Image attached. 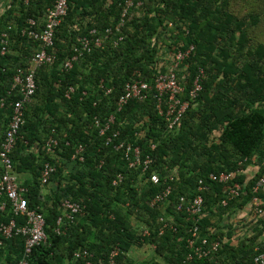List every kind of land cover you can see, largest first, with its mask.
<instances>
[{
	"label": "trees",
	"instance_id": "trees-1",
	"mask_svg": "<svg viewBox=\"0 0 264 264\" xmlns=\"http://www.w3.org/2000/svg\"><path fill=\"white\" fill-rule=\"evenodd\" d=\"M124 1L67 0V14L53 38V63L36 70V89L24 106V124L10 154L18 183L26 189L28 209L38 207L45 219L46 242L32 249L27 263L105 264L109 251L117 248L119 264H207L205 259L186 260L190 223L175 207L179 196L194 195L197 179L225 171L236 173L234 182L244 185L241 195L221 207L219 201L230 183L211 184L203 195L204 216L198 227L201 236L220 240L214 257L218 264H248L264 250V220L235 238L234 226L242 219L231 218L249 204L251 187L264 176V44H250L247 35L258 17H237L228 9V0H135L141 5L126 14L120 34L83 52L65 70L63 63L81 38L92 29L102 33L118 23ZM52 3L0 0V39L2 33L7 36V52L0 54V142L13 102L20 98L10 90L15 70L27 68L39 50L38 41L22 30L27 19L42 21ZM119 36L122 39L117 41ZM190 45L194 50L181 72L183 98L200 70L201 90L176 131H166L152 93L145 101H130L116 112L125 83L136 79L150 83L166 51ZM69 87L74 92L66 98ZM111 114L121 139L140 148L141 160L152 159L146 173L139 166L128 168L124 155L98 136L93 117ZM52 133L58 140L57 161L44 146ZM78 145L84 148L81 163L70 160ZM46 161L55 165V172L44 193L39 175ZM248 167L251 175L244 171ZM173 169L177 179L171 183L168 199L150 206L151 197L164 186L150 182L149 175L155 172L163 177ZM118 174L123 180L113 186ZM64 198L81 202L84 211L57 233L55 222ZM160 217L172 228L162 227ZM133 248H146L151 254L136 261L130 255ZM78 249L91 256L74 258ZM22 254L21 237L6 240L0 246V264H17Z\"/></svg>",
	"mask_w": 264,
	"mask_h": 264
},
{
	"label": "built area",
	"instance_id": "built-area-1",
	"mask_svg": "<svg viewBox=\"0 0 264 264\" xmlns=\"http://www.w3.org/2000/svg\"><path fill=\"white\" fill-rule=\"evenodd\" d=\"M23 1L24 4L27 3V0ZM140 5V1L125 0L121 5V14L118 23L113 28L104 29L102 33L92 29L88 33V36L81 38L78 46L73 48V55L63 63V68L65 70L70 69L72 63L83 52H89L92 47H101V44L107 37L120 34L123 19L126 14L133 7L137 8ZM67 10V0H53L52 6L46 10L42 21L27 19V26L22 30V34L38 41L39 50L32 55L27 68L18 67L15 70L10 88L11 91L19 94L20 98L13 102L12 111L0 142V246L6 240H10L16 236L21 237L23 240V254L17 264H28L27 260L32 249L46 242V233L44 230L45 219L39 211V208L28 209L27 201L24 197L26 189L18 183L10 154L14 149L19 130L24 124V106L30 103L36 89V70L53 63L54 53L52 47L55 30L66 16ZM121 39L122 37L119 36L117 41ZM193 50L194 47L190 45L184 50L175 49L166 57L165 55L161 56L162 61L159 62L157 71L153 75L150 83L140 79L125 83L115 103L116 112H119L130 101H145L152 93L156 113L165 122L166 131H176L180 126L189 103L197 97L201 90L199 81L203 77V73L200 70L196 78L192 81V86L187 92L186 98H183L184 86L182 82L184 81V76L181 73L182 67ZM6 52L7 36L5 33H2L0 39V54L4 55ZM160 68L164 70L162 71ZM109 91L107 90V93ZM73 92L74 88L69 87L65 92V97L68 98ZM114 124L115 118L112 114L104 118L93 117V125L97 130L98 136L105 138V144L110 145L115 151L121 152L124 155L128 160V168L132 169L139 166L141 167V172L146 173L151 167L152 159L146 156L145 159L141 160L140 148L133 143L121 139L120 131L113 128ZM134 136L138 138L140 134L135 132ZM57 145L58 140L54 137V133H52L45 140L44 146L46 154L49 156L53 155ZM151 148H154V145ZM83 149L82 145H78L74 153L70 156V160L80 163L83 162ZM254 163L252 162V164ZM102 164L103 160H100L99 166ZM54 172L55 165L49 161L44 162L39 175V182L42 188L48 184ZM235 174V172L225 171L208 173L204 178L197 179L194 195L190 198L179 196L175 211L182 213L186 221L190 223L188 230L189 236L186 239L187 247L190 250L186 256L187 261L196 258L207 260V264H218L214 257L219 250L220 240L216 238L209 240L205 235L201 236L198 227L202 216H204L203 195L213 183H230V186L223 192L219 205L226 207L230 201L237 200L241 195L244 185L234 182ZM148 179L153 184L161 183L164 186L161 191L157 192L150 199V206H155L168 199L172 190L171 183L177 179V170H169L163 177L152 172ZM122 180V175L118 174L113 178L112 185L117 186ZM251 189V200L243 209V214L246 215V221L250 226L259 220H264V176L258 178ZM59 206L61 214L55 222V231L57 233L60 232V227L64 223H73L84 211V205L81 202L68 198L62 199ZM18 218L21 220L18 221ZM159 222L163 224L162 227L164 228L167 226L171 227L163 217L159 218ZM146 233L145 231L143 234ZM257 249L258 247H256ZM90 256L89 252L84 249H78L74 253V258L76 259H85ZM117 257L118 249L113 248L109 251L105 264H119ZM248 264H264V250L256 253Z\"/></svg>",
	"mask_w": 264,
	"mask_h": 264
},
{
	"label": "rangeland",
	"instance_id": "rangeland-1",
	"mask_svg": "<svg viewBox=\"0 0 264 264\" xmlns=\"http://www.w3.org/2000/svg\"><path fill=\"white\" fill-rule=\"evenodd\" d=\"M228 1H229L228 9L230 10V12H232L237 17H244L249 14H254L258 17L257 25L254 27L248 28L247 35L250 39V44H255L258 42L264 44V0H228ZM177 43H180V41L177 40ZM168 54L170 53L166 51L165 57ZM185 70L186 69L183 68L182 72H185ZM51 156L54 157L56 161L57 159H59V155L56 153H54ZM246 173L251 175V173L249 172H246ZM46 188L47 187L43 189L45 193L48 190ZM131 221H134V219H132ZM142 253H144L145 255H141ZM133 254L136 258H138L141 256H149L151 253L148 249L141 248V249H137L136 251H134Z\"/></svg>",
	"mask_w": 264,
	"mask_h": 264
},
{
	"label": "crops",
	"instance_id": "crops-1",
	"mask_svg": "<svg viewBox=\"0 0 264 264\" xmlns=\"http://www.w3.org/2000/svg\"><path fill=\"white\" fill-rule=\"evenodd\" d=\"M252 168V167H251ZM251 168L250 167H248V168H246V171H245V173L246 172H249V173H252V170H251ZM248 174V173H247ZM20 179H25V177L24 176H20ZM44 193H45V191H44ZM242 212V213H241ZM241 212H239V213H236L231 219H235V218H237V219H242V221H241V223L240 224H238V225H235L234 226V230H233V232H232V235L235 237V238H237V237H240V236H242L243 234H247V233H250V231H249V229L251 228V226L247 223V221H246V218H245V216L246 215H244L243 213H244V210H242ZM248 215V214H247ZM233 220H231V221H233ZM243 232H245V233H243ZM249 235V234H248ZM137 250V248H133L132 249V251H131V256H133V259H135L136 261H142L143 259H145V257L147 258V257H149V256H141V257H138V258H136L135 256H134V254H133V252L134 251H136ZM141 255H145L144 253H142Z\"/></svg>",
	"mask_w": 264,
	"mask_h": 264
}]
</instances>
